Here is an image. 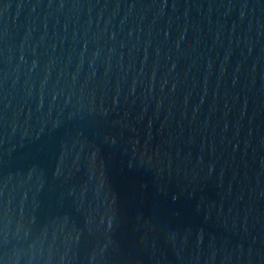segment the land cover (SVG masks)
Here are the masks:
<instances>
[{
  "label": "water",
  "instance_id": "1",
  "mask_svg": "<svg viewBox=\"0 0 264 264\" xmlns=\"http://www.w3.org/2000/svg\"><path fill=\"white\" fill-rule=\"evenodd\" d=\"M0 264H264V0H0Z\"/></svg>",
  "mask_w": 264,
  "mask_h": 264
}]
</instances>
